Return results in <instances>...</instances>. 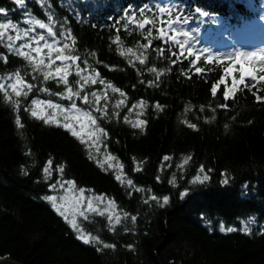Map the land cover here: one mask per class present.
Masks as SVG:
<instances>
[{"label": "trees", "instance_id": "obj_1", "mask_svg": "<svg viewBox=\"0 0 264 264\" xmlns=\"http://www.w3.org/2000/svg\"><path fill=\"white\" fill-rule=\"evenodd\" d=\"M26 2L27 10L45 22L50 8L66 30L71 29L76 41L73 54L87 57L88 73H99V80L125 94L108 92L110 101L104 102L107 115L93 113L107 134L102 135L103 148L123 165V182L116 179L115 170L98 166L101 159L65 128L31 116L33 100L66 104L59 95L65 86L45 82L23 58L0 47V77L19 71L27 83L36 85L27 97L17 98L8 89L6 100L0 92V262L264 264L261 228H253L250 234L239 229L232 233L219 230L221 225L232 227L251 217L264 221V103L256 102L255 89L239 91L226 102L224 85L215 97L210 89L227 61L205 63L202 56L196 66L206 74H194L190 59L174 65L176 57L168 50L162 58L159 40L144 50L147 32L121 31L120 42L113 43L117 32L110 18H122L128 10L154 7L166 0H45V6L37 0ZM169 2L182 6L183 14L190 17L188 24L207 33L218 49L237 43L238 37L249 40L264 22V0ZM0 9L6 12V16L0 14V22L20 21L21 11L14 0H0ZM196 9L208 15L202 17ZM128 48L137 55L143 53L146 63L139 64L127 53ZM121 50L125 56L120 55ZM79 66L85 68L82 63ZM153 67L162 73L159 78L149 71ZM68 79L77 90L75 77ZM42 88L47 91H40ZM257 94L264 96V87ZM114 99L124 100L123 106H113ZM141 102L146 107H139ZM225 103L227 108L221 107ZM77 106L84 104L79 101ZM126 116L132 122L144 120L143 130L126 123ZM17 117L21 125H17ZM165 156L170 159L164 160ZM49 160L52 175L46 179L43 169ZM60 167L62 174L57 171ZM205 174L207 181L193 182L197 175L202 179ZM57 180H72L78 188L114 200L128 218L110 230L105 216H95L83 228L90 237H99L100 243H84L46 200L50 185ZM164 197L168 203L161 207ZM132 216L137 218L135 222Z\"/></svg>", "mask_w": 264, "mask_h": 264}, {"label": "snow or ice", "instance_id": "obj_2", "mask_svg": "<svg viewBox=\"0 0 264 264\" xmlns=\"http://www.w3.org/2000/svg\"><path fill=\"white\" fill-rule=\"evenodd\" d=\"M42 6H45V0H37ZM14 3L21 9H26V0H14ZM177 12L173 18V13ZM196 12L202 17L207 16L206 11H201L196 9ZM0 14L6 16L4 9H0ZM25 19L22 21L26 27H21L18 23H13L10 20L7 22H0V47H5L9 54L23 58L28 67L32 69L33 73H40L43 76V80L55 81L57 84H63L65 86V91L60 93V98L68 100L71 102L70 107L65 108L58 103H53L52 101H32L31 116L42 120L45 124L62 126L70 134L79 139L82 144H86L89 149L95 148L96 152L99 153L100 148L98 145L101 143V135L106 136L103 128L97 125V119L93 116L92 111L83 110L77 106L76 100L80 99L84 105L95 104V111L101 114V117L107 115V105L103 108L100 107L101 100H107L106 94L101 95L96 91H92L90 94L81 93L84 92V88L89 84L99 83L101 85L105 84V81L98 80L99 73L95 75L85 76L83 73L89 69L87 57L74 55L75 52V38L72 36L70 28H67L64 22L58 20L54 13L51 12L49 8L47 14V22L44 20L36 18L31 13L25 10ZM190 17L183 14L182 6L174 3H157L154 7L149 5H144L143 7L132 11L128 10L124 13L122 18H110V23L116 29L117 36L113 43L120 42L119 33L121 31L134 33L139 30L141 33L147 32V43L143 44L144 50L153 47V41L159 40L163 47L160 48L159 55L163 58L165 50L171 51V54L176 57V60L172 63L175 65L177 63H183L184 60L190 59L191 68H194V74L205 75L204 69L197 67V63L204 57L205 63H210L213 60L216 63H222L227 61L228 66L223 69V74L219 79L212 84L211 94L215 97L218 93L220 85H224L223 97L227 102L229 99H234L235 95L239 91H252L255 96L256 102L264 103V97H261L257 93L261 91L258 85L264 82V75H257V73H264V48H260L259 51L255 50H241L233 49L227 53H212L208 49H196L195 44L192 43V37L189 31L184 30L183 25L187 24ZM157 21L159 22V27H156ZM153 32L157 35L153 36ZM183 38V39H182ZM71 41V44L68 41ZM178 49V51H177ZM195 49V51H194ZM46 50V51H45ZM187 52V56H184V52ZM127 53L135 56L139 61V64L144 65L146 63L147 57H143V53L137 55L132 48L127 49ZM121 56H125L124 50L120 51ZM195 55V59H191ZM143 57V58H142ZM5 63H7V57H4ZM60 62L59 65L57 62ZM84 64L85 68L82 70L80 64ZM75 66V75L80 79L76 81L79 86L78 90H74L73 86L70 85L69 75L71 74V68ZM149 71L156 73L157 78H159L162 73H158L156 68H150ZM187 75V73H182ZM238 74V75H237ZM33 79L37 77L33 75ZM191 78V76H188ZM228 79L231 80L229 85ZM82 81V83H81ZM36 85L32 83H27L24 77L21 76L20 72L17 71L15 74H10L6 77H0V92H3L6 100L9 99L8 89H11V93H14L15 97L19 98L21 96L27 97L29 93L32 92ZM106 88H110L112 92H120L118 88L113 87L111 84H107ZM40 91H47L46 88L40 89ZM121 96L125 94L120 92ZM91 97V98H90ZM13 103H16L13 101ZM124 101H118L115 107L119 108L123 106ZM38 105H45L47 109H51L52 112L49 115L44 107H37ZM137 107L134 105L133 108ZM139 107L144 108L146 105L141 102ZM221 107L227 108L225 103ZM158 110H162L160 105H156ZM17 111H19V105L17 104ZM25 111H28L26 108ZM132 109H129L131 112ZM142 113H138L141 115ZM61 117L63 123L58 119ZM125 122L130 123L133 128H140L143 130L145 125L144 120H136L132 122L125 117ZM17 125H21L19 117L16 120ZM79 128V131L77 130ZM188 127L195 129V125L188 123ZM87 138V139H85ZM91 142V143H89ZM116 158L113 156H105L102 160L97 161L98 166L101 168L107 164L109 169L118 167L123 168V165L112 163ZM170 159L165 156L164 160ZM187 161H185L186 163ZM136 170H139L137 168ZM61 174L63 173V168L57 169ZM201 172L204 171L203 167L200 169ZM43 172L46 179H50L52 175V161L49 160L47 166L44 167ZM118 181H122L120 175H116ZM209 176L205 174L203 178L199 175L195 177L193 182L199 181L201 183L207 181ZM132 180H128L127 184L132 185ZM222 183L227 184V180H223ZM67 185V187H65ZM52 190H57V188L62 189L65 195L56 196L48 195L46 200L51 203V206L65 219V221L71 226V228L77 232V238L81 239L84 243H100L99 237L97 236H85L79 224L77 223V216L84 218L85 220H90V214H95L99 216H105L107 214L108 223L110 225V230H114L116 226L120 225L123 220L128 218V213L125 212L121 216L116 212L117 205L114 201L108 200L105 203V197L103 195H85V189L80 188L78 194L73 196V207H72V217L66 214L68 209L64 205L66 201L67 194L73 192L76 188L74 181L66 180L61 182L57 180L56 183L50 185ZM90 191V190H89ZM137 191H142V189H137ZM186 195V193L181 194ZM152 199H156L152 197ZM59 201V203H58ZM145 203H148L145 200ZM168 203V197H164L163 207ZM104 204L101 208L100 205ZM63 209V210H62ZM132 221H136V217H131ZM254 221L249 219L248 221L241 222L240 231L245 234H250L253 231ZM221 232L232 233L237 231L236 227H225L221 225ZM264 234V233H262ZM104 247H115V245L104 244ZM131 247V246H129ZM99 250V249H98Z\"/></svg>", "mask_w": 264, "mask_h": 264}, {"label": "rangeland", "instance_id": "obj_3", "mask_svg": "<svg viewBox=\"0 0 264 264\" xmlns=\"http://www.w3.org/2000/svg\"><path fill=\"white\" fill-rule=\"evenodd\" d=\"M166 3H170L169 2V0H166ZM18 7V6H17ZM18 9L21 11V18H20V21L18 22V24H20L21 25V27H26V25H24L23 23H22V21L25 19V16H24V12H25V10L27 11V12H29L28 10H27V8L26 9H21V8H19L18 7ZM30 13V12H29ZM7 22V21H6ZM13 23H15V22H13ZM183 28H184V30H186V31H189L190 32V35H191V37H192V43H194L195 44V48L196 49H208L210 52H212V53H216V54H219V53H227V52H229V51H231V50H233V49H241V50H245V49H242L241 47H240V45L238 46V44H236V46H233V45H231V44H229L228 45V47H226V45L225 46H221V50H219L217 47H216V41L215 42H211L209 39L210 38H208V34L207 33H204V34H201L197 29H196V27L195 26H190L188 23L187 24H185V25H183ZM215 34V33H214ZM257 37H258V35H257ZM183 39V38H182ZM236 41V40H235ZM260 48H264V46H262V47H255L254 49H247V50H255V51H259V49ZM46 51V50H45ZM194 51H195V49H194ZM59 61L57 62V64L59 65ZM227 66H228V64H227ZM81 68V67H80ZM82 69V68H81ZM83 70V69H82ZM75 72H76V68H75V66H73L72 68H71V74L69 75V77L68 78H70L71 76H73V77H75V79H76V81L77 80H79L80 78L78 77V76H76L75 75ZM85 76H87V75H95V74H89L88 73V71H84V73H83ZM257 75H264V73H257ZM98 79V78H97ZM99 80V79H98ZM230 80V79H229ZM76 81H75V84H76ZM231 81H229V83H230ZM81 83H82V81H81ZM231 84V83H230ZM229 84V85H230ZM106 85L107 84H104V85H101V84H99V83H96V84H94V85H92V84H89V85H86L85 86V88H84V92H82L81 93V96H83L84 95V93L86 92V93H88V94H90L92 91H96V92H98L99 94H101V95H104V94H106L107 95V97H108V99L105 101V100H101V102L100 103H103L104 105H106L109 101H110V98L109 97H111L110 96V94L108 95V92L110 93H114V92H112L111 91V89L110 88H106ZM76 87H77V90H78V88H79V86L76 84ZM258 87L259 88H263L264 87V82H262V83H260L259 85H258ZM261 97H264V96H261ZM81 102V100L80 99H77L76 100V103L77 102ZM118 101H124V100H122V99H114L113 100V102H112V105L113 106H115L116 104H117V102ZM66 102V104H63V103H61L60 105L61 106H63V107H65V108H68V107H70V104H71V102L70 101H68V100H66L65 101ZM106 104H105V103ZM82 103V102H81ZM87 105H84V107H81V106H78V107H80V108H82L83 110H90V111H92V114L93 113H95L94 111V109H95V107H96V105L95 104H93L92 105V107L90 108V109H88L87 107H86ZM38 108L39 107H44L45 108V111L50 115L51 114V112H52V110L51 109H47L46 108V106L45 105H38L37 106ZM135 115H138V113L137 112H135L134 113ZM93 116H95V115H93ZM96 117V116H95ZM58 119H60L61 120V123H63L64 121H63V119L61 118V117H58ZM77 130L79 131V128L77 127ZM85 139H87V138H85ZM101 143L98 145V147L100 148V151H99V153H97L96 152V149L95 148H91L90 150H91V152L95 155V156H98L101 160L105 157V156H110V155H108L107 153H106V151H105V149L103 148V144H102V135H101ZM89 143H91V142H89ZM112 163L114 164V165H117L118 163L115 161V160H113L112 161ZM105 165H107V164H105ZM107 168H108V166H107ZM111 170H115L116 172H118L117 174L118 175H122V169H120V168H118V167H115V168H112ZM122 177V176H121ZM61 182H63V180H61ZM65 187H67V185H65ZM80 188H78L77 186H76V188H75V190L73 191V192H70V193H68L67 194V199H66V201H64V205H65V207L68 209V212L66 213L68 216H69V219H71V217H72V207H73V196L74 195H76V194H78V190H79ZM50 195H56V196H61V195H65V193L63 192V190L62 189H59V188H57V190H52L51 189V194ZM85 195L86 196H88V195H99V194H96V193H94L93 191H89V190H86L85 189ZM105 197V203H107V201L108 200H112V199H110V198H107L106 196H104ZM112 201H114V200H112ZM50 203V202H49ZM58 203H59V201H58ZM116 204V203H115ZM50 205H51V203H50ZM117 205V204H116ZM100 207L101 208H103L104 207V204H101L100 205ZM54 209V208H53ZM55 210V209H54ZM63 210V209H62ZM56 211V210H55ZM57 212V211H56ZM116 212L117 213H119L121 216L123 215L122 214V212L121 211H119V208H118V206H117V209H116ZM58 213V212H57ZM59 214V213H58ZM60 215V214H59ZM61 216V215H60ZM95 216H99V215H95V214H90V220H85L84 218H82V217H79V216H77V223L79 224V226H80V228L82 229V231H83V233H84V235L85 236H89V234L88 233H86V231L84 230V228H83V223H88L89 221H91ZM105 217L107 218V214H105ZM63 218V217H62ZM64 219V218H63ZM249 219H252L253 221H254V224H253V228H261V231H264V221H260V220H258L256 217H251V218H249ZM249 219H247V220H245V222L246 221H248ZM65 220V219H64ZM243 221V220H242ZM242 221H239V223L237 224V225H235L234 227H236L237 229H240L241 228V222ZM68 224V223H67ZM69 225V224H68ZM70 226V225H69ZM233 227V226H232ZM70 228H71V226H70ZM72 229V228H71ZM226 229V228H225ZM73 230V229H72ZM74 231V230H73ZM74 233L76 234V235H78L77 234V232L76 231H74ZM90 237V236H89ZM81 240V239H80Z\"/></svg>", "mask_w": 264, "mask_h": 264}, {"label": "water", "instance_id": "obj_4", "mask_svg": "<svg viewBox=\"0 0 264 264\" xmlns=\"http://www.w3.org/2000/svg\"><path fill=\"white\" fill-rule=\"evenodd\" d=\"M0 264H17V263H12V262H6V261H1Z\"/></svg>", "mask_w": 264, "mask_h": 264}]
</instances>
